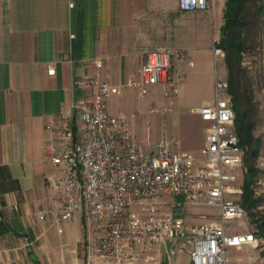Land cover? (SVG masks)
Here are the masks:
<instances>
[{
	"label": "built area",
	"instance_id": "built-area-1",
	"mask_svg": "<svg viewBox=\"0 0 264 264\" xmlns=\"http://www.w3.org/2000/svg\"><path fill=\"white\" fill-rule=\"evenodd\" d=\"M213 1L177 0L178 9L185 13L208 11ZM213 43L215 63L223 51L216 40ZM184 58L181 49L147 51L127 86L139 99L153 86H164L163 96L175 97L182 74L174 72L173 62ZM84 66L94 68V73L76 79L74 87L86 94L44 126V160L51 171L43 179L61 202L53 218L55 227L78 216L86 218L87 263L160 264L162 248L178 240L190 246L189 264H228L229 248L264 250L256 222L251 230L233 232L245 229L251 217L227 196L241 192L235 186V171L242 167L243 150L228 83L218 77L215 66L212 103L193 109L207 123L200 156L182 153L178 139L166 133L150 145L135 128L139 112L109 111L115 87L103 60L95 57ZM173 72L175 78L170 76ZM48 74H54L53 67ZM149 112L165 114L154 107ZM254 193L263 199L257 210L264 218V174ZM186 207L213 208L215 220L190 225L184 220ZM37 216L43 220L46 211ZM249 264H264V257L252 258Z\"/></svg>",
	"mask_w": 264,
	"mask_h": 264
},
{
	"label": "crops",
	"instance_id": "crops-1",
	"mask_svg": "<svg viewBox=\"0 0 264 264\" xmlns=\"http://www.w3.org/2000/svg\"><path fill=\"white\" fill-rule=\"evenodd\" d=\"M224 2L185 13L177 0H0V218L10 230L42 225L41 234H59L53 218L61 202L43 179L51 171L44 126L86 94L74 81L93 75L84 64L95 57L115 87L108 102L112 114L139 112L135 128L150 145L167 129L182 153L202 154L207 123L193 109L213 101L212 39L223 24ZM163 44L185 52L173 62L182 79L166 121L146 109L167 103L159 86L143 99L127 86L145 53ZM42 210L46 216L39 220Z\"/></svg>",
	"mask_w": 264,
	"mask_h": 264
},
{
	"label": "rangeland",
	"instance_id": "rangeland-1",
	"mask_svg": "<svg viewBox=\"0 0 264 264\" xmlns=\"http://www.w3.org/2000/svg\"><path fill=\"white\" fill-rule=\"evenodd\" d=\"M260 8H262V10H260ZM246 12L247 25L243 28L241 34L245 42L241 56V92L246 90L247 96L251 99L253 107L251 112V121L253 123L252 136L254 139L253 145H255L254 147H256L258 151L256 159L252 163L257 170L253 183V187L255 188L258 180L264 174V0H249L246 4ZM187 18L191 21H199L196 15H188ZM213 40H216L217 43L215 44L218 47L220 33L212 39V47L214 46ZM159 47L172 48L169 44H163ZM214 64L218 77L227 81L224 52L223 56H218ZM224 69L225 72L220 74ZM170 76L175 78V73L173 72ZM159 87V92L164 98L163 102L167 103H164L163 106L148 104L146 109L154 107L157 110L164 111V115H157L166 121L172 116V113H168L170 112L169 108H171V99L163 96V92L166 90L165 87ZM149 91L150 90H148L146 97H148ZM163 130L167 134V129ZM159 135L160 133L154 138V143ZM242 150L243 164L240 169L235 171L237 176L235 186L239 188L241 192L227 195L228 198L238 203H241L242 185L244 176L247 172L245 161H250V147L242 146ZM183 213L184 220L190 225L198 224L203 221H213L216 215V211L213 208L202 207H186ZM201 216H205V219ZM255 221V218L246 220L245 229H234L233 232L241 233L251 230ZM40 224L43 223L41 222ZM87 226L88 223L86 218L78 216V219L70 221L69 223H62L56 228L61 236L56 234L54 238H50L46 234H41L44 231L42 225L24 227L14 232L10 230L11 226L4 223L2 218H0V264H70L76 260H78V264H88L85 255ZM75 236H78V238ZM184 244L185 246H183ZM170 251H174L175 254L173 256L168 255ZM189 251L190 246L185 243V240H178L172 245L167 243L162 248L160 264H189ZM258 256L264 257V250L258 251L249 247L229 248L228 264H249L250 259Z\"/></svg>",
	"mask_w": 264,
	"mask_h": 264
},
{
	"label": "trees",
	"instance_id": "trees-1",
	"mask_svg": "<svg viewBox=\"0 0 264 264\" xmlns=\"http://www.w3.org/2000/svg\"><path fill=\"white\" fill-rule=\"evenodd\" d=\"M249 0H225L223 10V24L220 28V40L218 47L224 52V62L227 71V81L231 102L233 104L235 119L234 127L239 137L241 146L250 147V161H245L247 172L242 185L241 205L251 218H256L255 222L259 228L261 236L264 238V218L257 207L263 202L261 197L254 193V178L257 173L252 164L257 156V149L253 145L252 136L251 99L247 96L246 90L241 85V56L245 42L242 39V30L247 25L246 4ZM262 10V8H260Z\"/></svg>",
	"mask_w": 264,
	"mask_h": 264
}]
</instances>
